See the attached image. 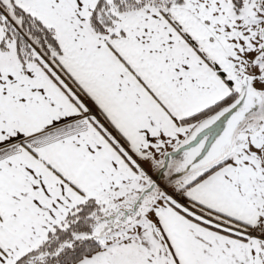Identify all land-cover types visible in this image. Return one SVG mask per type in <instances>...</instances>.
I'll return each mask as SVG.
<instances>
[{
    "label": "snow or ice",
    "instance_id": "snow-or-ice-1",
    "mask_svg": "<svg viewBox=\"0 0 264 264\" xmlns=\"http://www.w3.org/2000/svg\"><path fill=\"white\" fill-rule=\"evenodd\" d=\"M0 264H264V0H0Z\"/></svg>",
    "mask_w": 264,
    "mask_h": 264
}]
</instances>
